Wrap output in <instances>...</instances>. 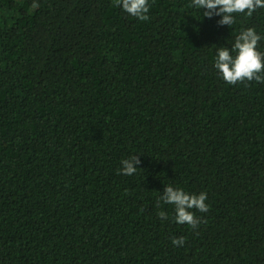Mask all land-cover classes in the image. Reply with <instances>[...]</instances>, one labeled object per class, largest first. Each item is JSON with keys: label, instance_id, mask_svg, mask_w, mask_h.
<instances>
[{"label": "trees", "instance_id": "trees-1", "mask_svg": "<svg viewBox=\"0 0 264 264\" xmlns=\"http://www.w3.org/2000/svg\"><path fill=\"white\" fill-rule=\"evenodd\" d=\"M148 2L0 0V264H264V83L213 66L264 8ZM166 184L207 193L196 227Z\"/></svg>", "mask_w": 264, "mask_h": 264}, {"label": "clouds", "instance_id": "clouds-1", "mask_svg": "<svg viewBox=\"0 0 264 264\" xmlns=\"http://www.w3.org/2000/svg\"><path fill=\"white\" fill-rule=\"evenodd\" d=\"M36 4H33L35 7ZM121 10L130 16L144 20L149 12L148 0H118ZM192 6L203 10V16L209 19L221 17L219 25L231 26L236 21V14L252 15L257 8H264V0H192ZM264 40V34L258 33L255 28L248 27L239 31L230 46L215 47L214 68L220 77L228 84L253 81L264 83V51L258 44ZM120 172L124 175H133L138 169L140 160L137 155H130L120 161ZM207 193L186 191L183 187L166 184L159 196V201L172 206V219L177 224H185L193 228L199 223V218L193 209L207 212ZM157 216L161 220L169 218V214L160 210ZM173 245H182L183 237H173Z\"/></svg>", "mask_w": 264, "mask_h": 264}]
</instances>
